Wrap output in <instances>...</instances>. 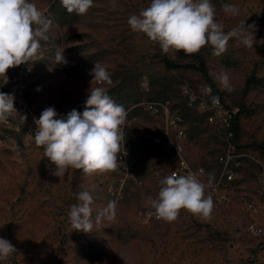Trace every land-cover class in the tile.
<instances>
[{"label":"rangeland","instance_id":"obj_1","mask_svg":"<svg viewBox=\"0 0 264 264\" xmlns=\"http://www.w3.org/2000/svg\"><path fill=\"white\" fill-rule=\"evenodd\" d=\"M30 2L51 20L48 39L40 41L35 61L8 70L9 82L20 72L27 75L25 99L38 117L47 107L65 116L73 109L82 112L95 87L107 88L125 110L136 106V126L125 139L133 174L123 173L118 162L116 170L102 174L71 169L57 177L43 148L28 136V117H9L8 127L0 130V238L9 240L16 253L0 264H264V236L248 233L253 224L241 212L255 161H264V0H211L225 33L244 22L255 25L253 48L233 37L219 56L211 45L190 55L164 54L145 34L133 32L129 17L150 0H93L84 15L68 13L61 0ZM225 4L235 5L238 15L226 14ZM58 50L67 63H57ZM96 63L105 67L112 84L92 82ZM222 73L231 91L220 85ZM204 84L239 108L237 142L246 168L232 183L231 202L214 206L209 219L181 209L169 223L156 218L147 199L158 196L160 181L173 166L169 148L154 141L162 138L163 123L139 104L167 101L179 110L187 127V159L214 173L225 145L180 95L183 86ZM83 191L93 197L94 227L87 234L73 230L68 218ZM109 201L116 202L115 218L95 223Z\"/></svg>","mask_w":264,"mask_h":264},{"label":"clouds","instance_id":"obj_2","mask_svg":"<svg viewBox=\"0 0 264 264\" xmlns=\"http://www.w3.org/2000/svg\"><path fill=\"white\" fill-rule=\"evenodd\" d=\"M68 13L84 15L93 6V0H61ZM226 14L238 15L235 5L222 6ZM133 32L145 34L158 44L164 54L170 51L187 55L198 53L211 45L213 54L219 56L227 50L228 42L235 37L248 48H253L255 25H244L227 33L215 20V7L211 0H150L149 6L128 19ZM51 20L46 18L30 0H0V76L7 78L9 69L35 61L40 41H47ZM57 63H67L64 51H57ZM92 82L112 84L108 71L99 63L91 71ZM220 85L231 91L229 77L222 73ZM39 90V89H37ZM213 103L218 98L213 97ZM13 94L0 92V122L17 113ZM126 110L116 103L105 87L89 89L82 112L73 109L60 115L54 107L44 109L35 119L34 142L43 148L44 156L55 165L52 172L57 177L69 170H82L86 175L114 171L118 167L122 127L126 122ZM162 187L156 198L148 197L157 219L173 222L180 210L194 216L209 219L213 211L211 196H205V186L191 173L169 175L160 181ZM79 204L71 206L68 213L73 230L89 233L94 227L93 197L88 191L77 196ZM116 202L107 206L95 217L115 218ZM16 253L14 245L0 238V260Z\"/></svg>","mask_w":264,"mask_h":264},{"label":"built area","instance_id":"obj_3","mask_svg":"<svg viewBox=\"0 0 264 264\" xmlns=\"http://www.w3.org/2000/svg\"><path fill=\"white\" fill-rule=\"evenodd\" d=\"M7 78L0 76V92L13 94L15 97V107L17 113L28 117L30 126L28 127V136L34 139L35 119L39 117L28 105L25 99L27 75L20 72L10 83L9 75ZM145 87H148L144 84ZM183 95L181 96L187 108L204 116L208 124H216L218 127V137L225 145L224 152L221 154V160H216L219 176H212L210 172H202L201 165H193L186 156V151L181 150V142H186L187 131H184V117L178 112H171V127H165L161 142H155L165 145L169 148V161L173 165L168 173L178 176L195 175L197 179L205 186V196H211L213 204L227 201V197L233 192L231 179L235 170H245V156L239 150L237 135L239 131V108L228 104L221 95L210 85L204 84L200 87L183 86ZM213 97L218 98V103H213ZM152 105L155 111V100L145 101ZM168 107V102L163 101ZM140 105V104H139ZM138 106V105H137ZM136 106L126 110V122L122 128H126V134L130 133L136 126V121L132 111ZM10 119L0 122V130L7 128ZM126 136H124L123 157L124 167H119L123 173L132 175L131 154L126 146ZM1 141V139H0ZM256 160V159H254ZM256 174L251 181L249 197L242 206V214L249 215V221L253 224V232L264 236V161L256 160ZM215 167V168H216Z\"/></svg>","mask_w":264,"mask_h":264},{"label":"bare ground","instance_id":"obj_4","mask_svg":"<svg viewBox=\"0 0 264 264\" xmlns=\"http://www.w3.org/2000/svg\"><path fill=\"white\" fill-rule=\"evenodd\" d=\"M180 95L181 96L183 95V89L181 90ZM139 107L149 112L154 117L161 118L162 123H163L161 130L163 131V133L165 131V127H171V112H178L173 108V106L169 102H168V107H166L163 101H155V111L152 105H149L148 103H141ZM210 125L216 129V132L218 134L217 125L216 124H210ZM122 131H123V136H127L126 128H122ZM184 131H187L185 119H184ZM161 140H162L161 137H156L154 139L155 142H161ZM181 150L185 151L184 142H181ZM122 151H123V147L120 149L121 154H119L118 158H119V162L124 164V157H123ZM218 159L221 160V157ZM201 169H202V172H208L204 167H201ZM240 171L241 170H235L233 172V178L231 179V187H232V183L235 182L236 178L238 177ZM210 175L219 176V170H217L214 173L210 172ZM230 202H231V199H230V196H228L227 201H222L220 203L213 204V205L214 206H227ZM250 230L253 232V225L250 226Z\"/></svg>","mask_w":264,"mask_h":264},{"label":"trees","instance_id":"obj_5","mask_svg":"<svg viewBox=\"0 0 264 264\" xmlns=\"http://www.w3.org/2000/svg\"><path fill=\"white\" fill-rule=\"evenodd\" d=\"M164 63H165V65L167 66V67H173V64L172 63H170L168 60H165L164 61Z\"/></svg>","mask_w":264,"mask_h":264}]
</instances>
